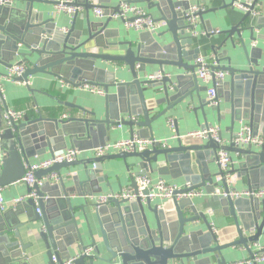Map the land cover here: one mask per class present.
<instances>
[{
  "label": "water",
  "instance_id": "obj_1",
  "mask_svg": "<svg viewBox=\"0 0 264 264\" xmlns=\"http://www.w3.org/2000/svg\"><path fill=\"white\" fill-rule=\"evenodd\" d=\"M15 1L25 4L24 11L0 7V65L9 69L15 57L22 58L26 70L17 82L24 83L29 92H36L28 85L33 78L37 85L55 79L69 87L101 88L104 95L102 105L92 100L91 110L80 109L82 114L78 117L57 119L53 116L54 108L44 106L30 121L9 125L0 122V188L21 184L30 161L46 151L52 157L66 151L68 146L80 150L105 146L110 131L117 125L128 128L140 139H153L154 132L163 130L166 115L178 107L193 105L194 95L199 106L193 114L201 111L204 125L208 126L205 110L210 105L201 98L196 77L195 60L200 52L197 48L185 50L195 39L184 35V29L188 28V1L126 0L128 4L155 9L159 14L155 22H163L167 31L156 35L158 39L165 37L163 41L155 39V32H146L136 41L121 42H108L119 33L108 29L113 21L111 16L118 12V5L102 6L108 0H96L97 5L90 3L93 0H73L70 6L83 8L87 13L102 9L105 22L91 24L87 19L84 29H75L73 25L66 33L59 31L53 16L48 17L61 0ZM260 4V0H253L250 9ZM208 12L214 9L196 15L201 20ZM72 19L75 24L77 13ZM261 30H264V16L253 17L247 12L224 33V41L210 50L216 64L212 69L228 75V80L223 82V99L228 104L226 111L231 123L243 120L253 136L264 137V34L255 35ZM258 41L262 42L260 46ZM223 61L226 65L220 66ZM102 63L112 64L113 71L99 67ZM148 67H156L163 78L158 82L142 80ZM4 76L0 73V81ZM148 99L154 103L153 108L163 103L167 107L151 115ZM210 110L217 117L222 113L219 102ZM175 124L173 120L177 132ZM176 137L175 144L163 147L154 144L142 152L92 157L34 172L35 179L41 180L53 173L60 174L61 170L82 169L71 178L69 186L68 179L66 183L60 178L58 183L28 187L27 194L34 193L35 198L23 204L34 211L38 228L26 235L31 242L24 244L19 230L23 225L13 227V239L2 241L7 248H13L9 264H29L28 252L33 256L42 251L46 260L42 264H64L71 259L73 248L78 252L73 264H229L223 252L236 248H242L251 257L253 246L264 241V198L231 199L213 195L215 187H220L224 194L234 189L225 179L216 185L215 178L223 174H212L206 165L211 159L217 163L216 153L221 149L240 155L239 176L246 178L247 191L258 190L264 188V151L236 148L231 143L220 146L212 139L186 145L178 134ZM116 160L122 161L130 178L129 188L136 198H111L104 204L89 202L88 189L93 194L102 192L97 178L103 172L102 165ZM192 163L197 166V174L191 170ZM162 164L179 165L190 187L175 192L164 206L148 199L142 202L134 178L152 174L153 165ZM131 170L136 171L134 175ZM234 172L231 169L228 175ZM103 181L110 188L108 176H103ZM198 189L204 190L211 201L204 207L205 212L219 209L230 218L233 230L230 242L220 243L205 212H199L192 199L179 198ZM109 194L115 195L112 190ZM141 194L146 196L148 190ZM75 198L77 201H73ZM79 199L83 202L79 203ZM18 208L16 214L21 216L22 210ZM1 218L0 236H3L5 219ZM80 220L85 230L79 225ZM197 223L204 230L197 229Z\"/></svg>",
  "mask_w": 264,
  "mask_h": 264
},
{
  "label": "crops",
  "instance_id": "obj_2",
  "mask_svg": "<svg viewBox=\"0 0 264 264\" xmlns=\"http://www.w3.org/2000/svg\"><path fill=\"white\" fill-rule=\"evenodd\" d=\"M12 4L10 8L12 10H17L18 12L24 11L25 4L22 2H16L15 0H11ZM73 1V0H68ZM94 1H90V3H94ZM119 0H108L105 1V3H102V6L107 7H116L118 5ZM235 0H189L191 6H200L203 8L204 12H207L209 10H213L214 12H208L204 13L201 20H199L197 25V30L199 32H207L209 30H219V34H205V35H198L197 38L193 39V44L191 47L186 48V51L192 50V49H199V56H205L210 57L213 56V53L211 52V47H217L219 46L226 36L224 35L225 32L229 31L233 26L238 24L240 20L243 17V13L237 9H235L232 6V3ZM261 4L259 5V15L264 16V0H260ZM137 6L142 7L146 12H148L154 19H157L159 17L158 12L155 9L148 10L145 5L137 4ZM48 9V8H47ZM53 13H50L48 17L55 18V25L58 27L59 31L61 33L62 30H69L73 25L75 29L82 30L85 28L87 19L91 24L94 23H103L105 22L104 18H97L93 10L89 11V13L86 12L83 8L79 9L77 12V19L75 24H73L72 16H69L68 14L62 12V11H56L55 8L52 9ZM258 17V16H257ZM108 29L117 30L119 33L114 35L113 38L108 39V42H121V41H136L140 35L146 33H136L133 30L125 29L123 24L119 20H113L109 25ZM166 27L162 26L158 30L155 31L154 37L158 41H163L164 38H157L156 35L162 34L163 32H166ZM152 33V32H147ZM257 34H264V30H261ZM169 37V36H167ZM228 43V42H227ZM248 43V42H246ZM256 43V42H255ZM262 42L258 41L257 46H260ZM229 46V44H228ZM93 52H102V50H96L92 49ZM26 52V51H25ZM108 53V52H105ZM22 58L15 57L14 60L10 63L11 66L21 63ZM226 65V62H221L220 66ZM99 67L102 69H105L107 71H113V65L112 64H99ZM216 66V64H215ZM8 69H5L0 65V73L6 74V71ZM158 72V69L156 67H148L147 68V74ZM146 75H142L141 79L144 80V77ZM125 77H128L127 74H125ZM228 80V75L225 73L224 81ZM199 90L201 91L200 96L204 100H206V93L207 89L211 88L213 83L210 81L208 84H204L200 80L197 79ZM29 87L33 90H36V92H29L26 88V85L21 82H7L5 80L0 81V111H3L4 108L8 109H14V110H23L27 112V119L25 122L30 121V119L35 118L38 115L39 110H43L44 106H50L53 107L56 114L53 115L57 119H62L64 116H67V118L70 117H78L82 113L80 109L89 111L92 108V100H96L97 103L100 105L103 104V95L93 94L90 93L86 87H72L64 83L63 81H57L55 79H46L41 84H35L33 78L30 79V83H28ZM225 93V90L223 89V83L220 86V88L217 89V98L219 102V106L221 108V115L217 117L215 113L212 114L210 109H214L210 106L206 108L205 111L207 112V122L209 123L208 126L204 125L201 111L196 110L195 115L193 114V110L195 108H198L199 103L197 102V99L194 95V103L193 105L186 106L184 108H177L175 112L168 113L166 115L165 119V125L163 130L154 132L153 139L155 142H165L166 144H175L177 139L174 138L176 134L178 136L183 137L180 138L181 141H183L186 145H192V144H198L200 143L199 140L185 138L184 136L187 135V133L193 132L195 130H199L201 128H208L217 126L220 130V137L222 139V143L224 145H227L239 132L242 124H247L243 120H235L233 123H231L230 115L226 111L228 108V104L225 102V99H223V95ZM225 96V95H224ZM60 102L61 104H58L57 102ZM69 104L70 106L64 105ZM147 106L151 109V115H155L157 112L155 111H162L165 110L167 107V104H159L157 107L153 108V102L148 99L146 101ZM43 116H48V114L43 113ZM168 120H171L174 122L176 121L175 127L177 129V132L174 131L173 125L171 126L169 123H167ZM136 132V131H135ZM132 136H136V133H133V135L130 133V130L128 128H125L124 126H120L118 128L117 126H114V129L110 131L109 134V142L108 143H114L119 140H125L129 139ZM67 149H71L69 146ZM255 149V148H254ZM79 151L78 160H86L91 159L93 157V150H80ZM112 155V154H111ZM49 152H45L42 156L34 157L30 162L31 164L46 160L50 158ZM231 160H232V169H234L233 175L230 177V185L229 187H232L234 191H247V184H246V178L239 176V164L242 162L241 156L237 154H230ZM207 168L210 170V172L213 174L219 172V167L214 159H211L207 163ZM103 172H100L97 174V178L99 179L98 186L101 187L102 192L101 193H95L93 194L88 189V194H90L89 197H87V200L89 202H93V198L95 199L96 196L100 195H108L110 193V190L114 194L121 193L122 190L129 188L130 186V178L128 177V174L126 173L123 163L121 160L116 161H110L105 162L103 165ZM154 172L152 174H148L152 180L156 179H162L167 184H173L177 186H184L186 185V181L184 174L182 173V168L179 165L175 166H169V165H153ZM191 170L194 174H197V166L192 163L191 164ZM78 171H82V169H70V170H61L60 174H56L57 176H60V178L63 179L67 183V179L69 180V183L66 185L69 186L71 183V178H74ZM133 172L136 171L131 170ZM108 176V181L110 188H107L105 186V183L103 181V176ZM47 177V176H45ZM43 177V178H45ZM60 181V179H59ZM216 182V178L214 180ZM58 183V182H55ZM218 183L216 182V185ZM263 188V187H262ZM3 198L6 202H10L13 199H17L21 196H25L27 194L28 186L25 184H16L12 185L8 188H1ZM261 189V188H260ZM77 201V198L75 200ZM79 203H82V199H79ZM169 200H165L163 202L157 201V204L160 206L167 205ZM194 205L197 207V210L199 212L204 211V207L211 203V201L206 198H194L193 199ZM20 207V208H18ZM22 210L21 216L16 214V209ZM209 224L213 225L215 228V233L217 234L220 243L224 244L227 242H230L233 237V230L231 228V220L228 218V216H225L224 213L219 209H211L207 210L205 212ZM1 217H4L5 219V227L2 230L1 234L3 236H0V264H9L10 263V252H12L13 248H7L2 241H8V239H13V232L14 228L17 224L21 223L23 226L19 229L20 234L22 235L24 244H29L30 239L27 238V234L30 231H34L38 228V223L34 222L35 216L34 211L31 210V208H28L25 204H20L19 206L15 207H9L5 210V212L0 213V220ZM81 219V218H80ZM79 225H81L84 229V223L82 220L79 221ZM1 226V225H0ZM197 229H203L201 223H197ZM214 232V230H213ZM5 238V239H4ZM260 245H264V241L260 243ZM256 248V247H255ZM254 248V249H255ZM77 250L74 248L70 250V257L74 258L75 255H77ZM29 256V264H42L45 263V256L44 251H42L39 255L33 254L32 252H28ZM223 256L227 263H233L238 262L244 259L249 258V255L245 250L242 248H236L234 250H228L226 252H223ZM27 264V263H23ZM264 264V263H261Z\"/></svg>",
  "mask_w": 264,
  "mask_h": 264
},
{
  "label": "built area",
  "instance_id": "obj_3",
  "mask_svg": "<svg viewBox=\"0 0 264 264\" xmlns=\"http://www.w3.org/2000/svg\"><path fill=\"white\" fill-rule=\"evenodd\" d=\"M188 1L189 0H182ZM253 0H235L232 3V6L241 11L243 14L249 12L251 16L257 17L259 16V5L255 6L254 9H250ZM71 1L68 0H61L60 4L55 7L56 11H62L69 16H73L78 12L81 8H76L70 6ZM11 0H0V7L1 6H11ZM93 5H97V1L92 3ZM190 5V2H189ZM203 11V8L200 6H191L187 12L188 20L187 25L188 28L184 29V35L192 38H197L198 35L202 34H219V30H209L207 32H199L196 28L199 22V18L197 17V13ZM94 15L97 18L103 17V10L100 8H96L93 10ZM113 20H119L123 24L125 29L133 30L136 33L141 32H155L160 27L164 26L163 22H155L154 18L146 12L142 7L137 6L135 4H128L126 0H119L118 1V12L114 13L112 16ZM63 33H66L67 30H62ZM195 64L198 66L196 71V77L198 80L203 82L204 84H208L210 81L213 83L211 88L207 89L206 93V101L209 105L215 108L218 104L217 100V89L220 88L224 81L225 73L220 71H214L212 68L215 67V56L205 57V56H198L195 60ZM26 70V65L24 63H17L11 66L7 71L2 80L7 82H17L18 78H20ZM163 74L160 72L151 73L145 76L146 81L151 82H158L163 78ZM86 89L93 94L104 95L103 90L101 88H96L92 86H84ZM28 115L26 111L23 110H14V109H4L0 111V122L3 124L9 125L10 123H22L27 119ZM63 120L67 119V116L62 118ZM172 126V121L168 120ZM120 128V125H118ZM220 130L217 126L208 127V128H201L199 130H195L193 132L187 133L185 138L195 139L199 141H207L209 139L214 140L220 146H226L220 140ZM174 138L177 139L176 136ZM183 138V137H178ZM232 144L236 148H246V147H253L255 149L263 150L264 151V137L261 136H253L251 133V129L247 124H242L239 132L237 135L228 143ZM154 144H160L163 146L166 145L165 142H155L154 140H144L140 139L138 136H133L129 139L119 140L114 143H107L105 146L98 147L93 150V157L100 158L106 155L117 154L120 152L125 153H133V152H142L147 148H150ZM227 144V145H228ZM79 151L76 149H67L61 154L54 155L46 160L31 164L30 168L26 170V174L24 178L20 180L21 184H25L28 187H32V185L36 184L38 186H42L45 182H58L60 176H57L56 173L51 174L41 180H36L34 177V172L39 170H44L52 167L55 164H62V163H73L78 160ZM216 160L217 165L219 167V172L223 174L222 177H217L216 182L219 184L222 179H225L226 184L230 185V177L228 175L229 171L232 169V160L230 154L221 149L216 153ZM0 165H1V152H0ZM134 182L137 187L138 198L142 202L148 199L151 203L157 204V201L163 202L165 200H170L173 194L182 189H188L190 187L189 184L184 186H177L173 184H167L162 179L152 180L149 176H138L134 178ZM143 190H148V194L143 196L141 192ZM2 189L0 188V213L5 212V210L9 207H15L19 204H23L26 200L30 198H35L34 193L26 194L25 196H21L17 199H13L10 202H6L2 195ZM215 196H229L231 199H238V198H256V199H263L264 198V188L253 190V191H230L228 194H224L220 187H215L214 192L212 193ZM207 193L202 190H193L186 194L179 196V198L184 199H194V198H202L208 197ZM128 199L133 200L136 197L132 195V190L130 188L124 189L119 194L115 195H100L96 196L95 199L93 198V202L97 204H104L109 199ZM160 206V205H159ZM39 213L38 210H36ZM212 231L215 228L211 225ZM256 247V248H255ZM255 248V249H254ZM253 255L247 259L233 262L230 264H261L264 263V245H255L253 246ZM75 259L71 258L66 260L64 264H73Z\"/></svg>",
  "mask_w": 264,
  "mask_h": 264
}]
</instances>
